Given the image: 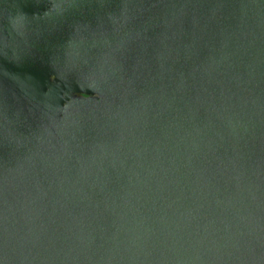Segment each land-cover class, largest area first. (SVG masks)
Here are the masks:
<instances>
[{
	"label": "water",
	"instance_id": "water-1",
	"mask_svg": "<svg viewBox=\"0 0 264 264\" xmlns=\"http://www.w3.org/2000/svg\"><path fill=\"white\" fill-rule=\"evenodd\" d=\"M0 264H264V0H0Z\"/></svg>",
	"mask_w": 264,
	"mask_h": 264
},
{
	"label": "clouds",
	"instance_id": "clouds-1",
	"mask_svg": "<svg viewBox=\"0 0 264 264\" xmlns=\"http://www.w3.org/2000/svg\"><path fill=\"white\" fill-rule=\"evenodd\" d=\"M56 7H58V5ZM12 22H13V20H12Z\"/></svg>",
	"mask_w": 264,
	"mask_h": 264
}]
</instances>
